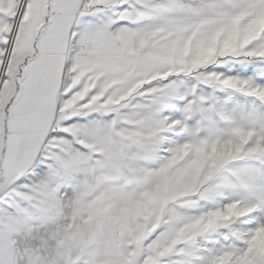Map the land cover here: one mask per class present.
Returning a JSON list of instances; mask_svg holds the SVG:
<instances>
[{
    "label": "snow or ice",
    "instance_id": "obj_1",
    "mask_svg": "<svg viewBox=\"0 0 264 264\" xmlns=\"http://www.w3.org/2000/svg\"><path fill=\"white\" fill-rule=\"evenodd\" d=\"M261 21L264 0H0V264H26L22 225L89 216L106 264H264Z\"/></svg>",
    "mask_w": 264,
    "mask_h": 264
},
{
    "label": "rangeland",
    "instance_id": "obj_2",
    "mask_svg": "<svg viewBox=\"0 0 264 264\" xmlns=\"http://www.w3.org/2000/svg\"><path fill=\"white\" fill-rule=\"evenodd\" d=\"M258 28H264V22L259 23ZM224 47L229 50L231 42H226ZM172 187L165 184L159 191L167 192ZM153 198L155 196L150 194L149 199ZM2 216L3 213H0ZM19 237L21 246L30 252L26 264H63L70 255L77 259L87 255L88 264H106L107 257L118 246L113 225L95 222L92 216L75 225L50 227L44 233L36 232L32 226L22 225Z\"/></svg>",
    "mask_w": 264,
    "mask_h": 264
},
{
    "label": "crops",
    "instance_id": "obj_3",
    "mask_svg": "<svg viewBox=\"0 0 264 264\" xmlns=\"http://www.w3.org/2000/svg\"><path fill=\"white\" fill-rule=\"evenodd\" d=\"M261 22H264V21H261ZM261 22H260V23H261ZM49 60H50L51 62H55V60H56V56H55L54 52H53V54H51V55L49 56Z\"/></svg>",
    "mask_w": 264,
    "mask_h": 264
}]
</instances>
